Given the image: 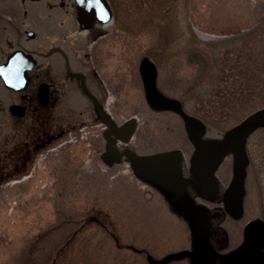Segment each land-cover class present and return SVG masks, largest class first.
I'll return each mask as SVG.
<instances>
[{
	"label": "rangeland",
	"instance_id": "374dc122",
	"mask_svg": "<svg viewBox=\"0 0 264 264\" xmlns=\"http://www.w3.org/2000/svg\"><path fill=\"white\" fill-rule=\"evenodd\" d=\"M155 1L111 0L114 19L89 31L74 29L67 19V30L74 26L68 37L75 39L81 32L83 61L92 60L100 79L109 84L110 93L99 94L107 111L121 125L136 122L130 143L106 142L93 103L75 91L65 94L64 79L48 129L70 131L55 148L25 158V142H35L43 132L41 120L16 121L8 111L0 116V169L5 170L0 171V264H191L195 237L187 212L171 204L149 179L137 177L134 165L117 153L129 148L145 157L179 147L196 153L179 113L150 104L143 84L144 60L151 59L157 72L155 89L164 98H193L183 106L193 116L198 96L186 92L202 82L210 91L205 82L216 66L206 50L189 45L187 38L193 33L211 42L244 31L262 33L264 11L258 10L264 0ZM151 17L154 22H148ZM161 20L182 34L165 52ZM13 98L0 84V107ZM243 117L239 110L230 111L228 124L209 128V134L199 124L198 139L219 140ZM17 148L22 158H13ZM112 148L120 152H104ZM249 154L259 178L252 187H259L264 202V130L251 138ZM232 166L235 171L234 160ZM204 197L213 200L214 193Z\"/></svg>",
	"mask_w": 264,
	"mask_h": 264
},
{
	"label": "flooded vegetation",
	"instance_id": "af4514ba",
	"mask_svg": "<svg viewBox=\"0 0 264 264\" xmlns=\"http://www.w3.org/2000/svg\"><path fill=\"white\" fill-rule=\"evenodd\" d=\"M72 9L75 10V16L70 14ZM76 17L74 0H0V66L7 63L13 53L21 51L23 54L16 61L12 71L16 79L20 76V79H23L21 71L27 68L29 77L28 87L23 91L5 88L14 98L7 107H0V116L8 111L16 121L35 120L36 117L41 120L38 124L43 129L41 135L37 134L39 136L35 142H25V158L36 157L43 150L55 148L59 141L69 134L70 130L66 129L61 133L48 129L52 126L50 119L55 110L53 105L60 99L62 79L67 84L65 94L69 95L75 91L87 100V104L93 103V114L105 126L104 131L107 126L98 116L96 102L101 105L105 114L122 127L121 122L113 118L103 99L99 97V94L103 96L104 90L108 91L107 95L110 93L109 84L100 79L96 64L92 60L84 62L79 54L82 49V44L78 42L82 38L81 32L75 34V39L68 37L74 26V29L81 30L76 23ZM67 19L68 24H74L68 30ZM92 29L93 27L89 30ZM31 55L36 63L28 69ZM4 76L6 78V73ZM2 79L0 76V84L4 87ZM42 84L48 87L46 105L39 101L38 89ZM11 105L20 106L23 116L13 115L10 111ZM261 130H264V127ZM205 133L209 134L208 129ZM255 133L246 140L245 158L237 156L234 149L225 153L234 158L238 166L235 173L226 161L231 156L224 158L226 155L220 154L211 157L201 152L198 155V151L195 153L194 150L180 153L181 178L188 181L184 186L187 198L194 206L195 197L198 198L207 212L206 242L210 250L202 252L206 261L196 263L198 252L194 249L188 258L192 264H227V258L234 254L236 258L231 264H264V202L259 187H252L253 179L258 184L259 178L249 154V142ZM30 134L34 137L32 132ZM114 141V144H121L116 138ZM221 141L222 139L214 142ZM111 152L112 150L109 153ZM196 156L197 158H194ZM243 166L247 167V171L242 170ZM235 183L240 187V194L236 213L233 214L227 208L225 200ZM211 193H214V199L206 200L204 196Z\"/></svg>",
	"mask_w": 264,
	"mask_h": 264
},
{
	"label": "water",
	"instance_id": "95a60500",
	"mask_svg": "<svg viewBox=\"0 0 264 264\" xmlns=\"http://www.w3.org/2000/svg\"><path fill=\"white\" fill-rule=\"evenodd\" d=\"M77 7V20L79 24L87 29L94 24L95 21L100 23H109L113 20V10L108 0H74ZM23 52L14 53L8 63L2 67L8 69L12 75V65L16 63ZM145 73L144 81L149 94V98L155 107H171L181 114V117L186 123L189 135L201 153L207 156H218L227 153L234 149L237 156L241 158L246 157L245 143L248 137L257 129L264 127V108L254 112L240 124L232 128L226 133L225 138L218 143L203 142L198 139V123L199 120L195 117L189 116L182 108L174 101L163 98L154 88V65L148 60H144ZM36 61L30 56L28 69L35 65ZM1 70V68H0ZM27 68L21 71L23 79L15 80L13 78H5L2 74L3 82L6 88L15 91H22L28 87L29 77L27 75ZM39 101L46 105L48 102V87L45 84L40 85L38 89ZM96 109L98 116L105 122L108 129L104 132V137L107 141H113V136L122 142H128L134 123H128L122 128L103 111L101 105L96 102ZM10 111L13 115L21 117V107L12 105ZM124 155L136 166L137 172L141 177H148L153 183L157 184L167 196H169L177 205L184 207L190 216L195 237V248L197 254H201L205 258L204 253L210 250L206 242V228H207V212L203 208H197L187 198L185 193V184L181 178L180 173V153L172 152L167 155H157L152 157H140L131 150H126ZM240 194V187L235 183L230 188L226 195V206L231 213H236L238 195ZM236 258V254L227 258V264H231Z\"/></svg>",
	"mask_w": 264,
	"mask_h": 264
},
{
	"label": "trees",
	"instance_id": "16d2710c",
	"mask_svg": "<svg viewBox=\"0 0 264 264\" xmlns=\"http://www.w3.org/2000/svg\"><path fill=\"white\" fill-rule=\"evenodd\" d=\"M258 1H256V9ZM153 2L156 1L148 0V4ZM259 5L262 6H259L260 9L258 7V11H264V1H260ZM154 20L153 17L148 18V22ZM160 22L161 33L165 37L163 49L165 52L179 42L182 34H178V28L174 30L172 24L169 25V21ZM187 43L206 50L212 58L213 65L216 66L205 82L210 91L206 86H202V82L200 86H193L186 92V95L198 96L194 97L193 116L210 128L218 130L217 126L222 123L228 124L230 111L235 110L238 114L239 110V114L243 113L245 118L264 106V31L262 33L258 30L244 31L236 33L234 37L211 42L201 41L192 33L187 38ZM205 91H208L207 94L204 93ZM192 101L193 98H182L180 105L183 108L184 103H192ZM183 150L190 151L186 148Z\"/></svg>",
	"mask_w": 264,
	"mask_h": 264
}]
</instances>
